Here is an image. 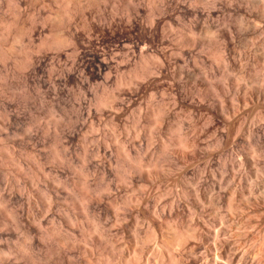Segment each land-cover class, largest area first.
<instances>
[{
	"label": "clouds",
	"instance_id": "clouds-1",
	"mask_svg": "<svg viewBox=\"0 0 264 264\" xmlns=\"http://www.w3.org/2000/svg\"><path fill=\"white\" fill-rule=\"evenodd\" d=\"M0 264H264V0H0Z\"/></svg>",
	"mask_w": 264,
	"mask_h": 264
}]
</instances>
